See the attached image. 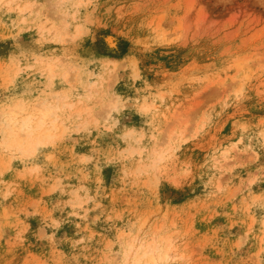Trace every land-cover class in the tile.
Wrapping results in <instances>:
<instances>
[{"label":"rangeland","instance_id":"rangeland-1","mask_svg":"<svg viewBox=\"0 0 264 264\" xmlns=\"http://www.w3.org/2000/svg\"><path fill=\"white\" fill-rule=\"evenodd\" d=\"M135 261L264 264V0H0V264Z\"/></svg>","mask_w":264,"mask_h":264},{"label":"bare ground","instance_id":"bare-ground-1","mask_svg":"<svg viewBox=\"0 0 264 264\" xmlns=\"http://www.w3.org/2000/svg\"><path fill=\"white\" fill-rule=\"evenodd\" d=\"M58 1L60 2V0H58ZM58 1L56 0V2H58ZM61 1H63V0H61ZM49 65H52V64H49ZM49 68H50V70L52 69V67H49ZM40 105L41 106L39 109L41 110L40 111L41 114H40L39 119H38V125L36 124L37 125L35 127L36 129L41 128L42 126H45L47 120L49 119V116L55 110L54 109L55 107L50 105V103H45L43 101V103H41ZM147 107H148L147 103L142 104V109H146ZM21 108H22V106H21ZM21 108H20V106L16 105L14 107L9 108V110H7L6 112L3 113V114H5L4 116L7 117V118H5V125L3 128L4 129L3 130V139H4L3 142L6 145L17 144L20 147H24L26 143L27 144L30 143V146L32 145V147H35L40 141L39 140L37 142L34 140L32 141L33 137L30 136L31 133L33 132V125H32L33 122L32 121H33L34 116L32 117L30 115L26 119L24 118L22 121V124L20 126H16V122L18 120V115L20 113ZM49 136H50V133H49V130L47 129V130H45L44 137L47 138ZM29 137H31V138H29ZM134 264H140V261H135Z\"/></svg>","mask_w":264,"mask_h":264}]
</instances>
